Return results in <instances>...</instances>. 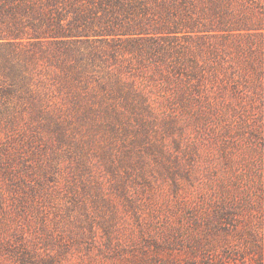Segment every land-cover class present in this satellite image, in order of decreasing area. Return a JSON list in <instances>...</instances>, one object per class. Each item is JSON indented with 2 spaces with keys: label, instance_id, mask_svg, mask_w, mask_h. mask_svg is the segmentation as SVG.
I'll return each mask as SVG.
<instances>
[{
  "label": "trees",
  "instance_id": "trees-1",
  "mask_svg": "<svg viewBox=\"0 0 264 264\" xmlns=\"http://www.w3.org/2000/svg\"><path fill=\"white\" fill-rule=\"evenodd\" d=\"M254 114L264 118V0H0V209L27 228L38 216L45 238L22 227L17 264H67L36 259L39 243L148 264V247L208 254L264 238L236 201L185 208L177 223L156 200L171 166L187 174L163 134Z\"/></svg>",
  "mask_w": 264,
  "mask_h": 264
},
{
  "label": "rangeland",
  "instance_id": "rangeland-1",
  "mask_svg": "<svg viewBox=\"0 0 264 264\" xmlns=\"http://www.w3.org/2000/svg\"><path fill=\"white\" fill-rule=\"evenodd\" d=\"M227 120L237 125L235 127L239 130L231 129L227 133ZM211 123L212 127L203 130L197 127V124L189 123L182 134L177 131L174 134H163L160 138L170 142L172 151L175 155H181L187 169L186 176L181 177L180 172L171 166L170 176L157 178L161 191L156 195V200L163 213V221L166 222L165 218L168 216L177 223H184L183 209H210L215 200L224 198L245 207L244 211L250 215L251 229L259 230L261 226L264 228V118L261 120L259 115L254 114L249 119H212ZM260 132L262 138L258 139L256 135ZM185 149H189V152L186 153ZM174 177L181 181L177 190L174 187ZM158 186L156 188H159ZM142 199L147 200L145 196ZM257 199H262V204L254 205L250 209L249 202ZM51 203L55 208H59L58 210L66 211L68 200L59 198ZM58 210L53 211L54 215ZM10 212L0 209V245L9 242L8 245L11 246L5 248V251L0 248V264L18 263L17 257L12 253L22 249L20 242L15 241L18 235H21L22 227L26 235L36 237L42 234L38 216L34 215L32 218L38 223L34 222L32 228H27L24 223L21 225L14 212ZM180 213L183 217L178 220ZM131 223L134 225V222ZM236 224L241 226L238 222ZM81 227L87 231L88 223ZM48 228L51 233L54 232L53 226ZM71 228L75 230V227ZM101 233L102 230H99L98 234ZM40 239H45L43 234ZM28 242L31 244L30 240ZM230 244L231 250L217 245L208 254L202 251L192 253L189 248L180 246L163 250L148 247L146 252L151 259L146 260L148 264H264V238L258 236L248 244L239 237H233ZM33 250L38 252L36 259H56L67 264H102L103 259L102 256H93L98 252L94 246L91 247L92 253L88 252L85 246L79 248L68 245V248H60L43 243H39ZM126 254L137 255L138 258L132 259H140L142 252L139 248L132 247L126 250ZM119 259L120 256L117 255L109 261Z\"/></svg>",
  "mask_w": 264,
  "mask_h": 264
}]
</instances>
